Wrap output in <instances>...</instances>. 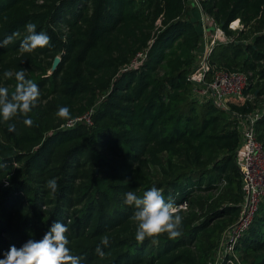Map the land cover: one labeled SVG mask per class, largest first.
<instances>
[{
	"label": "trees",
	"instance_id": "1",
	"mask_svg": "<svg viewBox=\"0 0 264 264\" xmlns=\"http://www.w3.org/2000/svg\"><path fill=\"white\" fill-rule=\"evenodd\" d=\"M199 1L228 36H235L229 26L237 20L246 29L255 23L264 27V0ZM188 3L0 0V41L21 34L0 47V86L11 93L15 77L3 73L26 70L41 92L30 114L33 127L20 118L10 122L16 124L10 133L0 118V163L8 165L0 170V259L12 245L19 249L29 239H42L54 221L67 225L68 247L81 264H209L217 254L241 214L240 133L230 114L191 98L187 75L202 34ZM29 22L51 37L50 47L19 51ZM244 34L216 48L212 63L247 74L245 93L255 98L232 109L248 114L264 98V31L248 43L241 40ZM139 54L145 57L133 67ZM56 58L61 61L49 73ZM61 106L70 109L71 119L57 116ZM88 115L91 125L67 127ZM262 126L264 116L258 133ZM258 138L264 144L263 136ZM53 178L59 187L55 195L45 187ZM153 186L166 200L187 203L182 235L141 244L125 194L142 196ZM224 188L235 194L234 202L218 203L200 216ZM103 236L110 244L102 259L95 249ZM235 251L240 264H264V200ZM219 264H230L229 258Z\"/></svg>",
	"mask_w": 264,
	"mask_h": 264
},
{
	"label": "clouds",
	"instance_id": "2",
	"mask_svg": "<svg viewBox=\"0 0 264 264\" xmlns=\"http://www.w3.org/2000/svg\"><path fill=\"white\" fill-rule=\"evenodd\" d=\"M26 34L20 41L19 51L21 53H33L37 49L50 47L51 37L43 32H37L34 23L25 25ZM19 32H14L0 41V47L5 48L14 43L20 37ZM6 79L15 77V89L11 93L8 87L0 86V118L7 124L8 132L16 131V124L11 121L23 118V124L33 127L34 121L30 114L38 106L41 92L39 86L27 78L26 70L13 73L7 70L3 73ZM61 119H71L70 109L61 106L57 111ZM7 163H0V170L7 168ZM7 186V185H6ZM50 194L55 195L59 191L56 179H49L45 185ZM124 203L134 208L130 217L137 225L135 239L143 243L150 239L153 244L158 243V238L167 235L169 239H177L182 235L183 216L182 208L177 205L174 198L169 196L166 200L163 192L153 186L138 196L134 191L125 194ZM69 229L65 223L54 221L42 239H29L19 249L12 245L0 259V264H81V257L73 255L68 247L70 241L67 233ZM110 244L108 236L101 238L100 244L96 246L95 252L100 258L106 253L103 248Z\"/></svg>",
	"mask_w": 264,
	"mask_h": 264
},
{
	"label": "built area",
	"instance_id": "3",
	"mask_svg": "<svg viewBox=\"0 0 264 264\" xmlns=\"http://www.w3.org/2000/svg\"><path fill=\"white\" fill-rule=\"evenodd\" d=\"M188 6L197 9V22L202 34L195 62L187 75L192 87L191 98L200 104L211 102L218 109L230 114L240 133L236 160L244 192L241 214L238 221L224 233L220 247L222 243L224 246L217 251L219 262L228 257L230 264H240L239 254L235 249L256 219L260 204L264 200V144L259 140L257 130L258 121L264 116V107L248 114L234 111L233 105L239 106L255 98L254 95L245 93L248 76L243 72H227L212 63L216 48L232 44L239 33L246 30L241 21L230 24L229 29L235 32V36H228L215 18L205 13L199 0H189ZM144 57L139 54L132 66L139 65ZM77 123L91 125L90 115L69 122L67 127H73ZM180 207L185 209L187 203H182Z\"/></svg>",
	"mask_w": 264,
	"mask_h": 264
},
{
	"label": "rangeland",
	"instance_id": "4",
	"mask_svg": "<svg viewBox=\"0 0 264 264\" xmlns=\"http://www.w3.org/2000/svg\"><path fill=\"white\" fill-rule=\"evenodd\" d=\"M197 18H198V15H197ZM198 20H199V18L196 21H198ZM259 25H260L259 23H255L254 25H252L251 27L246 29L245 30V34L241 37L242 38L241 40H244V41H246L248 43V42L251 41V38L253 37V35H257V34L263 32L264 31V27H261L262 28L261 29ZM136 60L137 59H135L134 61H136ZM132 65H133V63H132ZM135 66H138V65H135ZM51 72H52V70L49 71V73H51ZM249 75H252V74L249 73ZM263 107H264V98H262L261 102H259V108L263 109ZM258 135H260V137L263 136V138H262L263 140L262 141H264V126L260 127ZM3 140L6 141V139L4 137H3ZM153 173H154L153 174V176H154L153 179L156 180V181H160L161 177L157 173H155V172H153ZM202 195L207 197V192L202 193ZM234 199H235V194H231L230 193V189L224 188L220 192L215 193L212 202H208L207 204L203 205V209L204 210L199 211V214H200V216L203 217L205 215L204 213L207 210L211 209L214 205L231 204V203L234 202L233 201ZM197 210H199V209H197ZM223 238H224V235H223L222 239ZM223 246H224V243H222L221 247L223 248ZM211 258L212 259H211V262L209 264H218V262H219L218 261V254H215V256L212 255Z\"/></svg>",
	"mask_w": 264,
	"mask_h": 264
},
{
	"label": "crops",
	"instance_id": "5",
	"mask_svg": "<svg viewBox=\"0 0 264 264\" xmlns=\"http://www.w3.org/2000/svg\"><path fill=\"white\" fill-rule=\"evenodd\" d=\"M198 14H199V13L197 12V9H195V7H194V10L191 12V16L193 17V19H196ZM198 18H199V15H198ZM198 18H197V19H198ZM197 19H196V20H197Z\"/></svg>",
	"mask_w": 264,
	"mask_h": 264
},
{
	"label": "water",
	"instance_id": "6",
	"mask_svg": "<svg viewBox=\"0 0 264 264\" xmlns=\"http://www.w3.org/2000/svg\"><path fill=\"white\" fill-rule=\"evenodd\" d=\"M61 59L60 58H56L55 61H54V65H53V68H52V71L55 70L58 66V64L60 63Z\"/></svg>",
	"mask_w": 264,
	"mask_h": 264
}]
</instances>
